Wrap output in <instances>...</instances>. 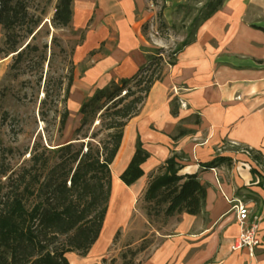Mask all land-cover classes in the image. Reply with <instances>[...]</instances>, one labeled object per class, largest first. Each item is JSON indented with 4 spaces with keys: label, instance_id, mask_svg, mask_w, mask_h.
I'll return each mask as SVG.
<instances>
[{
    "label": "crops",
    "instance_id": "1",
    "mask_svg": "<svg viewBox=\"0 0 264 264\" xmlns=\"http://www.w3.org/2000/svg\"><path fill=\"white\" fill-rule=\"evenodd\" d=\"M160 1L159 13L172 29L173 17L180 23L183 15L177 7L187 0ZM153 7L151 0H72L69 25L85 31L74 51L75 65L91 57L84 85L105 89L131 78L149 62L157 38L147 40L144 33L155 15ZM253 25L264 28V1L224 0L200 24L190 44L175 55L174 64L164 68L162 80L152 86L139 113L127 123L111 164L121 163L116 178H111L106 216L117 218V225L105 237L104 222L99 238L85 257H77L76 264H105L115 234L123 226H129L132 235L141 232L148 218L138 212L135 218L133 205L172 156L181 166L178 175H195L205 187V204L198 216L174 215L179 220L173 232L156 233L163 240L140 264H264V183L260 182L264 177V31ZM130 122L138 124L127 154ZM179 130L186 133L174 140ZM137 141L149 157L141 165L142 176L128 187L119 177ZM216 159L221 160L205 167ZM249 186H254L249 189L259 200L256 208L246 204L260 219L259 246L253 257L245 250H230L239 234L232 207L242 202L240 192Z\"/></svg>",
    "mask_w": 264,
    "mask_h": 264
},
{
    "label": "trees",
    "instance_id": "2",
    "mask_svg": "<svg viewBox=\"0 0 264 264\" xmlns=\"http://www.w3.org/2000/svg\"><path fill=\"white\" fill-rule=\"evenodd\" d=\"M223 1L208 0L195 15L189 0L178 6L177 13L183 14L180 23L188 25L183 27L185 38L173 56L164 61L161 52H155L134 76L96 90L81 104V123L74 135L79 137L82 127L97 120L102 131L106 132L104 139L95 141L96 135L88 137L84 134L79 139L88 138L90 141L80 142L78 148L75 143L68 142L57 149H44L43 153L31 155L29 166L16 173L13 188L0 196V264H69L68 253L79 257L88 254L103 228L111 194L110 166L127 123L139 113L152 86L162 80L164 68L174 64L175 55L190 44L200 24L216 13ZM71 4L72 0H57L51 19L53 28H65L70 24ZM28 16L20 0H0V26L5 30L7 46L5 57L15 53L9 72H15L23 57L34 49L30 42L38 33L35 31L39 22L33 21L28 25L26 33L31 36V41L21 50H18L17 39L12 37L14 29L24 24ZM157 19V31L164 33L168 26L161 13ZM253 27L264 31L262 27ZM72 83L71 69L66 99ZM172 114H175L174 109ZM67 117L66 110L60 118L61 128H64ZM185 133L179 130L173 139ZM46 152L58 160L44 156ZM148 157L137 141L133 156L119 177L121 182L128 187L133 185L142 176L141 165ZM220 160L216 159L205 167H211ZM180 169L176 156H172L150 180L143 194L148 219L160 215L169 218L182 213L198 216L202 212L205 187L195 175H178ZM6 173L1 171L0 175L5 176ZM260 182L264 183V177ZM117 236L118 232L114 240ZM145 248L140 245L132 252V257Z\"/></svg>",
    "mask_w": 264,
    "mask_h": 264
},
{
    "label": "rangeland",
    "instance_id": "3",
    "mask_svg": "<svg viewBox=\"0 0 264 264\" xmlns=\"http://www.w3.org/2000/svg\"><path fill=\"white\" fill-rule=\"evenodd\" d=\"M20 1L29 16L24 24L18 25L14 29L12 34V37L19 42L18 50L24 48L31 41V36L26 33L28 25L33 21L40 24L35 31L38 33L30 42L34 49L23 57V62L15 69V72H9L15 53L5 57L7 54L5 30L0 26V172H7L5 176L0 175V196L13 188L16 173L21 168L29 166L32 154L43 153L44 149H57L68 142L75 143L74 145L78 148L80 142L90 141L87 140L88 138L79 139L84 134H87L88 137L96 135L95 141L104 139L106 135L97 120L91 125L82 127L79 137L74 135V131L80 127L81 123L82 117L79 113L81 104L98 89L97 84L92 87L83 84L84 70L91 64V57L82 58L77 65L73 58L75 48L83 40L85 31L75 30L70 25L60 29L52 27L51 19L55 13L57 0ZM151 1L154 6L152 11L155 15L147 22L144 35L150 41L157 38V43L152 45L151 50L153 53L161 52L160 55L164 61H167L182 43L186 32L183 27L188 24L185 23L184 26L175 22L177 20L173 17L174 29L166 30L164 33L157 31L159 24L157 14L162 3L160 0ZM207 1L189 0V4L194 9V15ZM258 1L263 2L264 0ZM158 39L165 43L161 44ZM71 69L73 83L66 99L65 90ZM66 110L68 117L64 128H61L60 118ZM136 124L138 123H129L127 137L130 145L126 146L125 153L127 154L131 148V138ZM46 155L55 160L54 155L47 154V152L44 156ZM120 165L121 163L116 167L110 166L113 180L116 178ZM251 187L254 186L241 190L239 197L243 203L252 204L256 208L259 206V200L257 194L249 189ZM116 191L120 195V192ZM133 207L136 211L135 218L137 212L140 215L146 214L147 205L143 202V196L134 203ZM117 220V218L109 220L105 237L109 236L117 225ZM178 220L179 218L175 216L164 218L162 215L147 219L148 224H145L137 235H132L129 232V226L119 228L118 236L103 263L140 264L151 251L152 246L160 244L163 240L157 234L160 236L171 234ZM120 223L122 224V221ZM126 232L127 235L124 236ZM140 245L147 246L148 250L132 257V252ZM77 257L75 253L66 255L70 264H76L79 260Z\"/></svg>",
    "mask_w": 264,
    "mask_h": 264
},
{
    "label": "built area",
    "instance_id": "4",
    "mask_svg": "<svg viewBox=\"0 0 264 264\" xmlns=\"http://www.w3.org/2000/svg\"><path fill=\"white\" fill-rule=\"evenodd\" d=\"M232 208L236 213L239 234L233 241L230 250H245L250 257H253L256 248L259 246L257 232L260 219L250 211L246 204L242 202L238 201Z\"/></svg>",
    "mask_w": 264,
    "mask_h": 264
},
{
    "label": "bare ground",
    "instance_id": "5",
    "mask_svg": "<svg viewBox=\"0 0 264 264\" xmlns=\"http://www.w3.org/2000/svg\"><path fill=\"white\" fill-rule=\"evenodd\" d=\"M109 216H110V214H107V216H106V218H105V223H104V230H105V228L108 226V221H109Z\"/></svg>",
    "mask_w": 264,
    "mask_h": 264
}]
</instances>
